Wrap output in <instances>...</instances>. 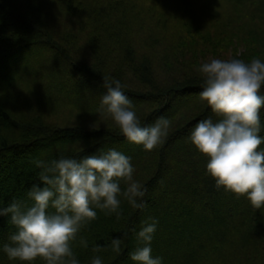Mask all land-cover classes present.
<instances>
[{"label": "trees", "instance_id": "trees-1", "mask_svg": "<svg viewBox=\"0 0 264 264\" xmlns=\"http://www.w3.org/2000/svg\"><path fill=\"white\" fill-rule=\"evenodd\" d=\"M240 40L249 41L248 55L264 50V0H0V94L8 79L5 63L22 50L44 46L61 61L31 58L33 66L22 69L30 74L20 87L8 90L17 104H28L24 107L27 121L21 116L16 119L2 103L4 95L0 96V206L13 200L31 205L27 192L41 183L34 160L79 159L120 146L127 150L126 143L133 142L100 103L89 107L91 94L81 106L54 96H68L61 90L65 84L77 88L75 94L102 93L104 77L118 79L141 123L167 117L169 135L134 175L148 189L146 207L133 209L123 197L120 219L101 212L86 223L72 242L80 264H90L94 255H100L103 264H136L129 257L137 247L132 229L139 231L149 210L158 221L151 242L154 251L181 257V264H260L264 208L255 209L245 196L217 189L205 170L207 158L188 140L197 120L213 115L200 98L203 80L196 71L198 61L210 54L218 58L229 54ZM176 99L178 104L173 106ZM62 111L75 112L72 126L59 125L56 114ZM261 117L264 122V108ZM65 140L70 142L66 145ZM120 185L125 188V181ZM221 205L231 208L235 222L217 214ZM243 206L247 207L239 213ZM217 228L221 231L216 239L204 241ZM13 231L8 218L0 217V264H25L10 260L2 250ZM114 236L122 240L119 254L103 247ZM81 238L87 240V248ZM177 242L191 243L196 251L189 250L183 261L187 247L175 252L172 247ZM97 245L101 250L94 252ZM32 264L45 261L37 257Z\"/></svg>", "mask_w": 264, "mask_h": 264}, {"label": "clouds", "instance_id": "clouds-1", "mask_svg": "<svg viewBox=\"0 0 264 264\" xmlns=\"http://www.w3.org/2000/svg\"><path fill=\"white\" fill-rule=\"evenodd\" d=\"M198 71L203 80L200 98L213 115L197 120L188 140L207 158L205 170L217 189L245 196L255 209L264 208V148L259 147L264 144V60L211 58L201 63ZM102 86L105 91L100 106L128 141L149 151L165 142L170 128L167 117L142 124L120 80L104 77ZM34 164L40 169L41 183L33 184L27 192L31 205L13 200L0 206V217H7L15 228L10 243L2 247L10 260L32 264L39 257L45 264H80L72 242L86 223L97 218V209L120 219L121 197L133 209L146 207L148 189L134 178L132 157L115 148L99 149L79 159H37ZM121 180L126 183L123 189ZM157 223L156 218L147 217L139 231L132 229L138 246L129 257L136 264H163L160 256L152 255ZM80 243L88 247L87 240L81 238ZM121 245V238L114 236L110 245L103 247L119 254ZM101 247L97 245L93 251L99 252ZM90 264H103V258L94 255Z\"/></svg>", "mask_w": 264, "mask_h": 264}, {"label": "rangeland", "instance_id": "rangeland-1", "mask_svg": "<svg viewBox=\"0 0 264 264\" xmlns=\"http://www.w3.org/2000/svg\"><path fill=\"white\" fill-rule=\"evenodd\" d=\"M223 3V2H222ZM221 3V4H222ZM218 4V2H217ZM225 5H227L226 3H223ZM241 41V40H240ZM238 41H236L235 43V51L233 50H229V54H224L223 56H219V58H222V59H228V58H232V57H237V58H244L245 61H250L251 59L253 58H262L264 56V50L261 51L260 53H252V56L251 54H247V45L248 44V40H242L241 42H239V44L237 43ZM254 47L253 44H251V48ZM245 48V49H244ZM251 56V59H249ZM262 56V57H261ZM31 58H35L36 61L40 62V61H43L44 59L46 60V58H53L54 61L56 63H59L61 62L58 58H55V55L54 53H52L49 48L47 47H40V48H36V47H31L29 48L28 50H22L20 52V54H18V56H15L13 59H10L8 62L6 61L5 63V69L7 70V85L4 89V97H5V100H2V103L6 106H8L10 108V110L12 111V113L16 116V119H18L19 116H21L22 120L23 121H27L24 117V114H25V106L28 104H26V102L24 103L23 101H19L20 103H16L17 100H15L13 97H12V94L8 91L10 90L11 88L13 89H16L18 87H20V85L22 84L20 81H23L25 79V76L30 74V71L29 69H26V73L22 72L23 68H29V66H33V62L32 61H29ZM207 58V57H206ZM211 58H218L216 56H212L211 54L208 56V59H206L205 61L207 60H210ZM24 60H27L25 62H23ZM205 61H198V65H197V68H196V71H198L199 69V66L201 63L205 62ZM201 76V75H200ZM190 78V77H189ZM193 78V77H191ZM188 79V78H187ZM185 79L184 81L185 82H188V80ZM28 80V79H27ZM183 81V82H184ZM77 89V88H76ZM74 89L72 86L68 85V84H65V86H61V90H66L68 91V96H64V95H61V94H54V96L58 99H60L61 101H72L74 104L78 105V106H81V104L83 105V101H84V98L88 95L90 96V94L92 95L91 96V104H88L90 105L89 107L90 108H93L96 104L100 103V96L101 94L104 92V89L102 91V93H95L92 94V93H85V91H80V94H75L74 91L76 90ZM8 91V92H7ZM78 91V89H77ZM66 93V92H65ZM70 94V95H69ZM2 94H0V96H3ZM71 97V98H70ZM1 99V98H0ZM184 100V99H183ZM173 106H176V104H178V99H176ZM180 103V102H179ZM23 115V116H22ZM54 117V116H53ZM75 117V112L71 111L70 114L69 113H65V111H62V113H58L56 114V119L58 120V123L59 125H62L63 127H68V126H72L73 125V119ZM68 120L66 121L65 119ZM16 121V120H15ZM70 141L68 140H65V142H63L64 144H68ZM127 144V150H122L120 147L119 149L117 147H115V149H118L119 151H121L122 153L124 152V154L126 155H129L132 157V164L134 165L135 167V171H134V174L133 175H137L139 173V170L142 169L145 165V162H146V159L149 158L150 156V151L149 150H145L141 145H137L135 143H130V146H129V142L126 143ZM259 147H262L264 148V145H260ZM168 151L169 152H172V148L170 146H168ZM36 153L38 155L42 154L43 151L41 148L37 149L36 150ZM136 156V157H135ZM122 180L120 181V184H121ZM246 200L249 202V200L246 198ZM122 203H123V197H121V206H122ZM226 204V203H225ZM150 206V205H149ZM247 206H243V207H240L239 209V213L242 211V209L246 208ZM101 210L97 209V215L100 214ZM150 210L149 211H146L144 214L145 215V218L147 217H151L150 216ZM217 214L218 215H227L228 217V222H230V219H231V222L233 220V222H235V220L237 218H235V216H233L231 214V208L229 207H224L223 205H221L220 207H218L217 209ZM150 222V221H149ZM225 228H229V226L227 225V227ZM189 232H191L192 234H196L197 235V231H192L190 230V228H188ZM221 230L218 228L217 229H214V234L213 233H207L205 235V237L203 238L204 241H214L218 235V233L220 232ZM198 236V235H197ZM199 236H202L199 234ZM196 238V237H195ZM133 244H135L136 246H138V241L136 240ZM183 246H186L187 250L184 251L183 250V261H185L186 259H188L189 257V254L190 252H188L189 250L190 251H196L195 250V247L194 245H191L190 244H186V243H179L177 242L175 247L173 246L172 248H174V251L177 252V250H181V248H183ZM152 255L153 256H160L162 258V262L163 264H181L180 262V259L181 257H176L174 256L173 254H170L169 252H157V251H154L152 250ZM260 264H264V260L262 261H259ZM251 264H255V262L251 263ZM259 264V263H258Z\"/></svg>", "mask_w": 264, "mask_h": 264}]
</instances>
